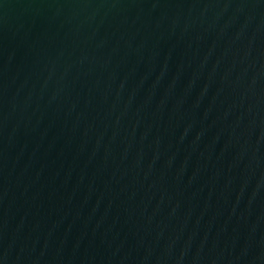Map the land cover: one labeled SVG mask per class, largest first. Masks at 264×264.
I'll return each instance as SVG.
<instances>
[{
    "label": "water",
    "instance_id": "obj_1",
    "mask_svg": "<svg viewBox=\"0 0 264 264\" xmlns=\"http://www.w3.org/2000/svg\"><path fill=\"white\" fill-rule=\"evenodd\" d=\"M0 264H264V0H0Z\"/></svg>",
    "mask_w": 264,
    "mask_h": 264
}]
</instances>
